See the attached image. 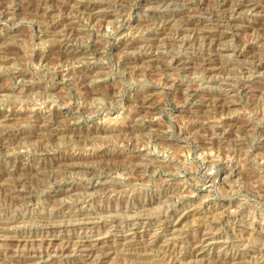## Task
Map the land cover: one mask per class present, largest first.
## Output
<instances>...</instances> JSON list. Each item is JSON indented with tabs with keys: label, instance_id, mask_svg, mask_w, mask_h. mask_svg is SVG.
<instances>
[{
	"label": "rangeland",
	"instance_id": "374dc122",
	"mask_svg": "<svg viewBox=\"0 0 264 264\" xmlns=\"http://www.w3.org/2000/svg\"><path fill=\"white\" fill-rule=\"evenodd\" d=\"M230 1L248 3L231 27L223 0H0V264H264V10ZM200 2L216 17L188 14ZM185 27L214 28L218 51ZM197 207L210 221L172 225ZM207 231L214 245L191 252Z\"/></svg>",
	"mask_w": 264,
	"mask_h": 264
},
{
	"label": "bare ground",
	"instance_id": "6f19581e",
	"mask_svg": "<svg viewBox=\"0 0 264 264\" xmlns=\"http://www.w3.org/2000/svg\"><path fill=\"white\" fill-rule=\"evenodd\" d=\"M221 1V0H220ZM247 1V0H246ZM249 1V0H248ZM256 1V0H255ZM253 2V5H252V3H251V6H253V9H255V11H259V10H261V9H263L264 10V6H262V4L264 3V0H259V1H256V2ZM71 2V1H70ZM203 2V1H202ZM224 2V3H223ZM223 4L221 5V9H222V11H223V15L222 16H220V18L219 19H217V21H219V23H218V26H222V25H229L230 27L232 26V24H234L235 22H237V20L235 21V20H232L231 19V17H230V15H231V13L232 12H234V11H237V10H239V9H242V8H244L247 4H245V2H241V3H237V4H235L234 5V3H232L230 0H223ZM159 3V2H158ZM201 3V2H200ZM196 4V3H195ZM165 5V4H164ZM3 6V5H2ZM59 8V7H58ZM85 9V8H84ZM252 9V8H251ZM9 10V9H8ZM14 10V9H13ZM78 10V9H77ZM12 10H10V12H11ZM79 11V10H78ZM187 12H188V14H193V16L195 15V13H201V14H209V15H211L212 17H216V15H215V13L214 12H212V13H207V11L205 12L204 11V8H202V3H201V5H198V4H196L195 6H192V8H190L189 7V9H187ZM215 12H216V10H215ZM242 12V11H241ZM13 13V12H12ZM183 13V12H182ZM233 14V13H232ZM39 16V15H38ZM87 16V15H86ZM189 16V15H188ZM193 16L191 15V17L193 18ZM208 17V16H207ZM171 18V17H170ZM217 18H218V15H217ZM174 19V18H173ZM189 19V18H188ZM8 20V19H7ZM62 20V19H61ZM74 20V19H73ZM97 21V20H96ZM264 21V20H263ZM53 22V21H52ZM55 22H56V20H55ZM68 22V21H67ZM186 22V21H185ZM189 23H188V26H190V25H194V23L193 22H191V21H188ZM242 22V21H241ZM66 23V22H65ZM69 24H70V22H68ZM68 23H66V24H68ZM172 23V22H171ZM262 22H260V23H258V24H256V25H258L260 28L259 29H261L260 31L262 32V33H260V34H264V23L263 24H261ZM57 24H58V22H56L55 23V25L57 26ZM73 24V23H72ZM74 25V24H73ZM70 26V25H69ZM173 26V25H172ZM236 26V25H235ZM66 28H68V27H66ZM84 28V27H83ZM133 28V27H132ZM216 28H217V26H216ZM235 28V27H234ZM252 28V27H251ZM78 29H76V31H77ZM170 30V29H169ZM172 30V29H171ZM179 30V29H178ZM181 31H180V33L181 32H183V31H191V32H195V33H197L198 35H202V36H205L204 38L205 39H207L208 41H209V44H208V46L210 47V51L212 52H217L218 51V49H217V47H218V45L220 46V41H221V36L220 35H217L216 33H215V31H214V28H213V30H201L200 28H192V29H189V28H186L185 27V29L184 28H182V29H180ZM50 31V30H49ZM74 26L73 27H70L69 29H68V32L66 31V29H65V36H68V35H70L71 33H73V34H75L74 33ZM95 31V30H94ZM164 31H166V30H163V32ZM173 31H174V29H173ZM177 31V30H176ZM211 32H212V34H211ZM152 33V32H151ZM166 33H168V32H166ZM173 33V32H172ZM179 33V34H180ZM78 34V33H77ZM80 34V33H79ZM169 34V33H168ZM149 35V34H148ZM156 35V34H155ZM195 35V34H194ZM165 36H167V35H165ZM173 36V35H172ZM176 36V35H175ZM174 36V37H175ZM196 36V35H195ZM147 37V36H146ZM151 37V36H150ZM64 38H66V37H64ZM173 38V37H172ZM203 38V39H204ZM263 38V37H262ZM261 38V39H262ZM145 41V40H144ZM160 41V40H159ZM226 41V40H225ZM88 42V41H87ZM202 42V41H201ZM134 44V43H133ZM165 44V43H164ZM260 44V43H259ZM149 45V44H148ZM243 45V44H242ZM151 46H152V44H151ZM154 46V45H153ZM147 47V46H146ZM244 48H245V46H243ZM249 48H250V45L248 46ZM247 47V49H244V50H239V52H241V54H244L245 52H247L248 51V48ZM252 47V46H251ZM203 48V47H202ZM157 49V48H156ZM237 49V48H236ZM254 49V48H253ZM263 50H262V52H264V47L262 48ZM125 50V49H124ZM133 50V49H132ZM149 50H150V48H149ZM207 50H208V48H207ZM255 50V49H254ZM3 51V50H2ZM154 51V50H153ZM219 51H220V49H219ZM253 51V50H252ZM259 51V50H258ZM205 52V51H204ZM261 52V51H260ZM261 52V53H262ZM210 53V52H209ZM202 54V53H201ZM212 54V53H211ZM246 54V53H245ZM252 54V53H251ZM256 54V53H255ZM254 54V56H256ZM258 54V53H257ZM151 55H153V56H151ZM204 55V54H203ZM260 55V54H259ZM251 56V55H250ZM253 56V55H252ZM264 56V53L262 54V57ZM159 57V56H158ZM173 57V56H172ZM215 57V56H214ZM254 58V57H253ZM258 58V57H257ZM260 58V57H259ZM181 59V58H180ZM263 59H264V57H263ZM126 60H129L127 63H135V62H140L142 65L143 64H146V63H150V65L149 66H154V65H152L153 63H155V62H157V56H155V53L154 54H143L142 56H140V57H136V58H134V57H131V58H126ZM174 60H175V64H177L178 63V65L179 64H185L186 62H181V61H179V60H177V58L176 57H174ZM214 58L212 57V55H208V56H204V58H203V61H202V63H203V69L205 70V71H208L209 69H211V68H209L208 67V65H210V63L211 62H214ZM255 60V59H254ZM253 60V61H254ZM163 61V60H162ZM161 61V62H162ZM257 61V60H256ZM187 62H189V61H187ZM259 63H258V65H257V67H259V69L260 68H264V60L262 61V59H260L259 61H258ZM152 63V64H151ZM255 63V62H254ZM136 64V63H135ZM212 64V63H211ZM141 65V66H142ZM253 65V64H252ZM157 67V66H156ZM160 67H162V66H160ZM159 67V68H160ZM167 67V66H166ZM182 67V66H181ZM62 68H64V67H62ZM151 68V67H150ZM178 68H179V66H178ZM177 68V69H178ZM183 68V67H182ZM137 69H139V67L137 68ZM142 70H143V68H141ZM144 69H147V64H146V66H144ZM185 69V68H184ZM164 70V69H163ZM60 71V70H59ZM67 73V72H66ZM137 73V72H136ZM1 75V74H0ZM68 75V74H67ZM88 75V74H87ZM224 76V75H223ZM198 77V76H197ZM95 78V77H94ZM103 78V77H102ZM196 78V77H195ZM92 82V81H91ZM252 82V81H251ZM177 83V82H176ZM231 83V82H230ZM232 84V83H231ZM251 84V83H250ZM248 85V84H247ZM7 89V88H6ZM3 90V89H2ZM184 91V90H183ZM186 91V90H185ZM192 91V90H191ZM3 94V93H2ZM184 94H186V93H184ZM166 95V94H165ZM188 95H189V97L188 98H190V96L191 97H193L194 99H199L200 101H201V103L202 102H209V101H211L212 100V98H208L209 96H214V95H216L217 97H216V99H215V101H216V104L214 103V108L216 109V108H218L219 110L222 108V107H226L227 106V103L229 104L230 103V101L228 100H226V98H222V94H201V93H199V92H194V93H188ZM201 95H203L204 97H202ZM152 96V94L151 95H147V93H145V95L144 96H141L142 97V99L141 98H139V102L141 103H139L140 104V106L138 107V109H137V111L135 112V113H142L143 114V112L144 111H141L140 109H147V108H150V107H146V105L148 104V102H149V100H150V97ZM163 96V95H162ZM141 99V100H140ZM232 102V101H231ZM210 104V103H209ZM232 104H233V102H232ZM149 106V105H148ZM223 109V108H222ZM162 110V109H161ZM221 111V110H220ZM132 113V112H131ZM26 116V115H25ZM33 115H31V117H32ZM36 116V115H35ZM51 116V115H50ZM38 117L39 116H37L36 117V119H38ZM52 118V117H51ZM127 118V117H126ZM145 118V117H144ZM33 119V118H32ZM227 119V118H226ZM231 119V118H230ZM38 120H40V119H38ZM47 120H51V119H47ZM129 120V119H128ZM204 120V119H203ZM222 120V118L220 119V125H221V127H222V125H224V123H225V125L226 124H230V123H227V120L226 121H221ZM225 120V119H224ZM22 121V120H21ZM35 121V120H34ZM218 121V120H217ZM217 121H215V122H217ZM20 122V121H19ZM28 122V121H27ZM44 122V121H43ZM236 122V121H235ZM1 123V122H0ZM2 123H3V121H2ZM39 123V122H38ZM234 124H236V123H234ZM3 125V124H2ZM216 125H218V126H220L219 125V123L218 124H215L214 126H216ZM238 125V124H237ZM255 125V124H254ZM150 126H153V122L151 121L150 122ZM199 126V125H198ZM213 126V125H212ZM235 126V125H234ZM246 126H249V125H246ZM49 127V126H48ZM51 127V126H50ZM224 127V126H223ZM233 127V126H232ZM52 128V127H51ZM54 128V127H53ZM57 129V128H56ZM60 129V128H59ZM223 129V128H222ZM248 129V128H247ZM251 129V128H250ZM48 132H49V130L48 129H46ZM45 130V131H46ZM246 130V129H245ZM131 131V130H130ZM156 131V130H155ZM247 131V130H246ZM39 132V131H38ZM43 132V131H42ZM54 132V133H53ZM58 132H60V131H58ZM32 133V132H31ZM49 133H51V132H49ZM57 133V131H55V130H53L52 131V134L53 135H50V134H48V135H50V136H54L55 134ZM130 133V132H129ZM132 133H133V131H132ZM137 133V132H136ZM229 133V132H228ZM156 134V136H157V133H155ZM251 134H253V133H251ZM60 135V134H59ZM21 136H23V135H21ZM55 136H57V135H55ZM159 136V135H158ZM4 136L2 137V136H0V144L4 141ZM210 140V139H209ZM52 141V140H51ZM214 141V140H213ZM46 144V143H45ZM155 144V143H154ZM136 146V145H135ZM55 149V148H54ZM93 150V149H92ZM129 155V154H128ZM126 156V155H125ZM127 157V156H126ZM5 161V160H4ZM140 162V161H139ZM144 163V162H143ZM70 164V163H69ZM68 164V167H70V165ZM73 164H75V163H73ZM77 164V163H76ZM81 165V164H80ZM79 165V166H80ZM23 166V165H22ZM75 166H78V165H75ZM14 167V166H13ZM105 167V166H104ZM45 168V167H44ZM72 168H73V166H72ZM49 169V168H48ZM125 169V168H124ZM135 170V169H134ZM96 171V170H95ZM227 171V170H226ZM27 172V171H26ZM7 173H9L8 171H7ZM13 173V172H12ZM21 173V172H20ZM37 173V172H36ZM40 173V172H39ZM19 175V174H18ZM83 175V174H82ZM99 175V174H98ZM22 176V175H21ZM8 177V176H7ZM19 177V176H18ZM17 177V178H18ZM100 177V176H99ZM11 178H12V176H11ZM16 178V179H17ZM24 178V177H23ZM22 179V178H21ZM20 180V179H19ZM26 180V179H25ZM105 180V179H104ZM9 181H11V180H9ZM5 182V181H4ZM14 182V181H13ZM128 182V181H127ZM24 183V182H23ZM81 183V182H80ZM132 183V182H131ZM8 185H9V183H7ZM11 184H12V182H11ZM6 185V184H5ZM13 185V184H12ZM19 185H20V183H19ZM23 185V184H22ZM124 187V186H123ZM2 188V187H1ZM8 188V187H7ZM11 188H13V187H11ZM31 188V187H30ZM4 189H6V188H4ZM22 189V188H21ZM13 190V189H12ZM15 190V189H14ZM19 190H20V188H19ZM9 192H10V190H8ZM15 192V191H14ZM19 192V191H18ZM24 192H25V190H24ZM81 192V191H80ZM121 192V191H120ZM17 193V192H16ZM12 194V193H11ZM22 193H20V195H21ZM24 194V193H23ZM26 194V193H25ZM23 196V195H22ZM29 196H32V195H29ZM108 196V195H107ZM101 197V196H100ZM109 197V196H108ZM173 197V196H172ZM190 197V196H189ZM30 198V197H29ZM41 198V197H40ZM81 198V197H80ZM178 198V197H177ZM65 199V198H64ZM79 199V198H78ZM174 199V198H173ZM168 200V199H167ZM148 202H154V201H148ZM98 203V202H97ZM112 205V204H111ZM17 207V206H16ZM20 207V206H19ZM58 207V206H57ZM123 207V206H122ZM162 207V206H161ZM199 207H201V206H199ZM199 207H197V208H194L193 210H191V212H186L185 213V215L184 216H181V217H179V219L177 220V223L175 222V224H172L173 226H175L176 227V225H180V224H182L181 222H182V219L184 218V217H190V218H193V221L195 222V223H201L203 220H207V219H211V216L209 215L208 216V213L204 210V209H200ZM204 207V206H203ZM142 208V207H141ZM140 208V209H141ZM191 208V207H190ZM202 208V207H201ZM215 209V208H214ZM18 210V209H17ZM124 211H125V209H124ZM131 211V210H130ZM149 211V210H148ZM133 212V211H132ZM215 212V211H214ZM115 213V212H114ZM107 214V213H106ZM105 214V215H106ZM110 214V213H109ZM115 214H117V213H115ZM135 214V213H134ZM138 214V213H137ZM136 214V215H137ZM175 214V213H174ZM103 215V214H102ZM102 215H101V217H102ZM113 215V214H112ZM214 215V214H213ZM222 215V214H221ZM121 216V215H120ZM172 216V215H171ZM50 217V216H49ZM99 218H100V216H98ZM173 217L175 218V216L173 215ZM107 218V217H106ZM129 218V217H128ZM177 218V217H176ZM216 218V217H215ZM219 218V217H218ZM218 218H216V219H218ZM185 219H187V218H185ZM210 219H209V221H210ZM216 219H214L215 221H216ZM220 219H221V217H220ZM219 219V220H220ZM45 220V219H44ZM55 220V219H54ZM85 220V219H84ZM90 220H91V218H90ZM99 220V219H98ZM226 220V219H225ZM5 221V220H4ZM63 221V220H62ZM163 221V220H162ZM211 221H213V220H211ZM214 221V222H215ZM73 222V221H72ZM92 222V221H91ZM98 222V221H97ZM217 222V221H216ZM48 223V222H47ZM84 223V222H83ZM189 223H191V222H189ZM213 223V222H212ZM43 224V223H42ZM82 224V223H81ZM131 224V223H130ZM117 225V224H116ZM135 226H138V224L137 223H135L134 224ZM162 225H165V223H163ZM183 225V224H182ZM48 226V225H47ZM94 227V226H93ZM121 227V226H120ZM175 227H174V230H173V232H172V230H171V232H170V229L169 230H165L167 227L165 226V228H163L162 229V231H160V234L161 233H164L165 235H167V234H169V236L170 235H172L173 233H176L178 230L177 229H175ZM10 228V227H9ZM112 228V227H111ZM129 229H133V228H128V230ZM230 229V228H229ZM180 230V229H179ZM24 231V230H23ZM111 231V230H110ZM6 232V231H5ZM156 232H158V230L156 231ZM216 232V231H215ZM36 233V232H35ZM137 232H135L134 234H136ZM155 233V232H154ZM210 233V232H209ZM208 233V231H207V233H204V235L202 236V238L201 239H197V241H195L192 245H191V247H190V250H191V252H193L194 250L196 251V250H198V249H201L202 251H203V249L205 248V247H207V246H212V245H214V242H211V240H212V238L211 237H209L210 236V234L212 233H210L209 234ZM132 233H127L126 235H124V237H126V236H128V235H131ZM160 234H154V236L152 237L153 239H154V241L156 242V243H158L160 240ZM106 235V234H105ZM163 235V234H162ZM14 236V235H13ZM179 236V235H178ZM5 237V236H4ZM56 237V236H55ZM2 238V237H1ZM39 238V237H38ZM67 238V237H66ZM130 238V237H129ZM151 238V239H152ZM172 238H174V237H172ZM247 238V237H246ZM16 239V238H15ZM36 239V238H35ZM52 239H54V238H52ZM168 239H171V237L170 238H168ZM178 239V238H177ZM62 240V239H61ZM75 240V239H74ZM73 240V241H74ZM77 240V239H76ZM98 240H100V238L98 237V238H96V239H94V240H92L93 242H95V241H98ZM172 240H174V239H172ZM195 240V239H194ZM26 241V240H25ZM28 241V240H27ZM42 241V243L43 244H46L45 242L47 241V240H40V242ZM49 241V244L51 245V246H53V245H55V244H53L51 241L52 240H48ZM122 241V240H121ZM153 241V240H152ZM213 241V240H212ZM215 241V240H214ZM7 242V241H6ZM91 242V240L89 241V240H83V239H78L77 241H75V242H67V243H69L70 245H72L73 246V249L71 250V251H73L74 253L75 252H83V251H87L88 249H86V248H84L83 246H86L87 244L89 245V244H91L90 243ZM124 241H122V243H123ZM165 242H167V241H164V245H165ZM169 242V241H168ZM12 243V242H11ZM26 243V242H25ZM32 243V242H31ZM30 243V244H31ZM155 243V244H156ZM180 243V242H179ZM28 244V243H27ZM40 244V243H39ZM42 244V245H43ZM48 244V245H49ZM59 244V243H58ZM181 244V243H180ZM7 245V244H6ZM8 245H10V244H8ZM32 245H33V243H32ZM49 245V246H50ZM182 245V244H181ZM34 246V245H33ZM37 246V245H36ZM45 246V245H44ZM167 247L169 246V243H167V245H166ZM6 247V246H5ZM42 247V246H41ZM40 247V248H41ZM89 247H92V246H89ZM163 247V246H162ZM165 247V246H164ZM188 247V246H187ZM11 248V247H10ZM42 248H46V247H42ZM49 248V247H48ZM69 246L68 247H64L63 246V248L59 251V253H61V255H67L68 253H66V252H68L69 251ZM35 249V248H34ZM47 249V248H46ZM49 249H51V248H49ZM86 249V250H85ZM89 249H92V248H89ZM23 250V249H22ZM48 250V249H47ZM46 250V251H47ZM55 250V249H54ZM219 250V249H218ZM41 251V250H40ZM39 251V252H40ZM45 251V250H44ZM44 251H42V252H44ZM150 251V250H149ZM202 251H200V253H205L204 251L202 252ZM57 252V251H56ZM106 252V251H105ZM126 252V251H125ZM181 252V251H180ZM228 252V251H227ZM50 252L48 251V254H49ZM58 253V252H57ZM66 253V254H65ZM70 253V252H69ZM84 253V252H83ZM83 253H82V255H81V253H80V257L82 258V259H84L85 257H89L88 255H83ZM88 253V252H87ZM140 253V252H139ZM43 253H41L40 255H42ZM44 254H46V253H44ZM76 254V253H75ZM97 254V253H96ZM143 254V253H142ZM168 254V253H167ZM175 254V253H174ZM243 254V253H242ZM242 254H240V257H241V255ZM250 254V253H249ZM33 255V257H35V258H39L40 259V255H39V253H38V256H40V257H36V256H34L35 254H32ZM60 255V256H61ZM92 255V254H91ZM166 255V254H165ZM171 255V254H170ZM203 255V254H202ZM50 256V255H49ZM68 256V255H67ZM70 256V255H69ZM100 256V255H99ZM168 256V255H167ZM192 256V255H191ZM44 257V256H43ZM97 257V256H96ZM1 258V257H0ZM71 258V257H70ZM98 258V257H97ZM96 258V259H97ZM107 258V257H106ZM202 258V257H201ZM43 259V258H42ZM41 259V261H43ZM46 259H47V257H46ZM45 259V260H46ZM88 259H90V258H88ZM87 259V260H88ZM99 259V258H98ZM192 260V259H191ZM95 261V260H94ZM99 261V260H98ZM153 261V260H152ZM207 261V260H206ZM220 261V260H219ZM234 261V260H233ZM2 262V261H1ZM8 262V261H7ZM33 262V261H32ZM197 262V261H196ZM37 263V262H36ZM93 263V262H92ZM96 263H98V262H96ZM172 263V262H171ZM204 263V262H203ZM262 263V262H261ZM58 264V263H57ZM94 264V263H93ZM230 264H246V262L244 263V262H242L241 260L240 261H236V262H233V263H230ZM249 264V263H248ZM259 264H260V262H259Z\"/></svg>",
	"mask_w": 264,
	"mask_h": 264
}]
</instances>
